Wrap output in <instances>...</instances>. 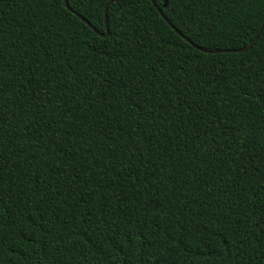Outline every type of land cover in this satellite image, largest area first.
<instances>
[{
  "label": "trees",
  "instance_id": "obj_1",
  "mask_svg": "<svg viewBox=\"0 0 264 264\" xmlns=\"http://www.w3.org/2000/svg\"><path fill=\"white\" fill-rule=\"evenodd\" d=\"M76 14L0 0V264H264V0Z\"/></svg>",
  "mask_w": 264,
  "mask_h": 264
},
{
  "label": "water",
  "instance_id": "obj_2",
  "mask_svg": "<svg viewBox=\"0 0 264 264\" xmlns=\"http://www.w3.org/2000/svg\"><path fill=\"white\" fill-rule=\"evenodd\" d=\"M64 1V3L66 4V0H63ZM151 1V3L153 4V0H150ZM163 6H164V4H163ZM155 8H156V10H157V12L159 13V15L161 16V18L162 19H164L165 20V22L172 28V29H174L173 27H172V25L169 23V21L165 18V16L162 14V12L160 11V9L158 8V7H156L155 6ZM76 16L81 20V21H83L88 27H90L91 29H92V31L94 32V33H96V34H98L99 36H101V37H106L107 35H108V29H107V22H106V11H105V8H104V33H100V32H98L94 27H92L89 23H88V21H86V20H84V18H82V17H80L78 14H76ZM263 24L264 23H262V25L260 26V28H259V31L257 32V34L255 35V37H254V39L251 41V43H249L248 45H247V47H245V48H241V49H233V50H222L221 52H235V53H241V52H245L246 50H248L250 47H251V44L256 40V38L258 37V34H259V32L261 31V29H262V27H263ZM174 31L178 34V35H181L176 29H174ZM182 36V35H181ZM187 42H189L188 40H186ZM191 45H193L191 42H189ZM194 46V45H193ZM196 48H198L197 46H195ZM205 52H207V53H217L218 51H205Z\"/></svg>",
  "mask_w": 264,
  "mask_h": 264
},
{
  "label": "snow or ice",
  "instance_id": "obj_3",
  "mask_svg": "<svg viewBox=\"0 0 264 264\" xmlns=\"http://www.w3.org/2000/svg\"><path fill=\"white\" fill-rule=\"evenodd\" d=\"M89 2H93V0H89ZM115 2H116V0H104L105 11L107 10L108 7L111 6V4H113ZM262 75H264V69H262ZM161 264H163V261H161Z\"/></svg>",
  "mask_w": 264,
  "mask_h": 264
}]
</instances>
